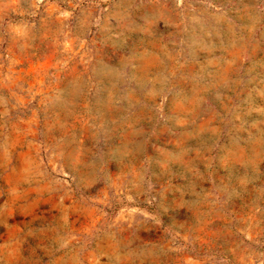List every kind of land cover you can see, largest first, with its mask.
<instances>
[{
    "label": "rangeland",
    "instance_id": "rangeland-1",
    "mask_svg": "<svg viewBox=\"0 0 264 264\" xmlns=\"http://www.w3.org/2000/svg\"><path fill=\"white\" fill-rule=\"evenodd\" d=\"M0 264H264V0H0Z\"/></svg>",
    "mask_w": 264,
    "mask_h": 264
}]
</instances>
